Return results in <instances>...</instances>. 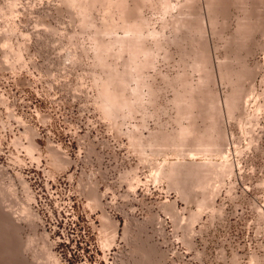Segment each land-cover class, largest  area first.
<instances>
[{
    "label": "rangeland",
    "instance_id": "rangeland-1",
    "mask_svg": "<svg viewBox=\"0 0 264 264\" xmlns=\"http://www.w3.org/2000/svg\"><path fill=\"white\" fill-rule=\"evenodd\" d=\"M257 116L262 188L264 0H0V264H65L49 184L113 264H176L179 236L220 264L226 145Z\"/></svg>",
    "mask_w": 264,
    "mask_h": 264
},
{
    "label": "built area",
    "instance_id": "built-area-1",
    "mask_svg": "<svg viewBox=\"0 0 264 264\" xmlns=\"http://www.w3.org/2000/svg\"><path fill=\"white\" fill-rule=\"evenodd\" d=\"M260 117L237 138L230 137L226 145L229 170L213 204L210 224L212 237L233 241L221 251L220 264L230 256L236 258V264H264V187L258 185L259 168L255 162ZM37 203L51 229L53 246L65 264H113L107 250L99 244H86L74 232L78 213L72 194L44 185L38 191ZM176 244V264H213L202 256L205 244L187 249L180 236Z\"/></svg>",
    "mask_w": 264,
    "mask_h": 264
},
{
    "label": "bare ground",
    "instance_id": "bare-ground-1",
    "mask_svg": "<svg viewBox=\"0 0 264 264\" xmlns=\"http://www.w3.org/2000/svg\"><path fill=\"white\" fill-rule=\"evenodd\" d=\"M67 1V0H66ZM72 1H76V0H72ZM79 1V0H78ZM113 1V0H112ZM96 2V1H95ZM70 3H72L71 1H70ZM75 3V2H74ZM151 3V2H150ZM72 5V4H71ZM74 5V4H73ZM111 5V4H110ZM109 7V6H108ZM113 7V6H112ZM83 10H84V8H83ZM113 10V9H112ZM88 11V10H87ZM81 12V11H80ZM122 12H124V11H122ZM82 14V13H81ZM84 14V13H83ZM85 14H86V12H85ZM86 17V16H85ZM81 21H83V20H81ZM91 23V22H90ZM136 24V23H135ZM137 24H140V23H137ZM133 25V24H132ZM141 26V25H140ZM106 27V26H105ZM128 29V28H127ZM102 30V29H101ZM132 32V31H131ZM107 34V33H106ZM110 34V33H109ZM140 34V33H139ZM136 37V36H135ZM140 38H141V36H140ZM145 38V37H144ZM129 39V38H128ZM131 39H132V37H131ZM124 40V39H123ZM142 40V39H141ZM135 41V40H134ZM120 43V42H119ZM140 43V42H139ZM103 44V43H102ZM110 44V43H109ZM106 45V44H105ZM107 48V47H106ZM109 50V49H108ZM136 51H134V53H135ZM137 53V52H136ZM118 55V54H117ZM21 57V56H20ZM98 57V56H97ZM133 57V56H132ZM135 58V57H134ZM97 59V58H96ZM131 62V61H130ZM139 64V63H138ZM142 65V64H141ZM111 67V66H110ZM145 67V66H144ZM125 72V71H124ZM130 74V73H129ZM128 76V75H127ZM108 78V77H107ZM123 78V77H122ZM105 80H106V78H105ZM114 80V79H113ZM136 81V80H135ZM118 83H119V81H118ZM106 86V85H105ZM126 88V87H125ZM105 90V89H104ZM109 90V89H108ZM118 90V89H117ZM121 90H122V88H121ZM103 91V90H102ZM101 91V92H102ZM107 92V91H106ZM101 94V93H100ZM103 94V93H102ZM106 94V93H105ZM121 94V93H120ZM124 94V93H123ZM139 98V97H138ZM120 100V99H119ZM116 101V100H115ZM115 103V102H114ZM137 103V102H136ZM229 103V102H228ZM131 104V103H130ZM230 104V103H229ZM108 105H109V103H108ZM115 105V104H114ZM113 105V106H114ZM127 105H129V104H127ZM111 106V105H110ZM132 106V105H131ZM112 107V106H111ZM113 108V107H112ZM118 108V107H117ZM131 110H132V108H131ZM130 111V110H129ZM112 115V114H111ZM212 137V136H211ZM209 146H210V144H209ZM34 147V146H33ZM32 146H30V148L32 149H30L29 147V150L30 151H33L34 150V148H33ZM215 151V150H214ZM203 153V152H202ZM218 166V165H217ZM212 167V166H211ZM204 168V167H203ZM202 180V179H201ZM203 182V181H202ZM179 187V186H178ZM177 187V188H178ZM32 199V198H31ZM92 202V201H91ZM2 207V206H1ZM21 219V218H20ZM103 221L106 223V225L109 227V226H111V222H110V219L107 217V216H103ZM20 224V223H19ZM104 230H105V228H104ZM112 235H113V233H112ZM115 235V234H114ZM111 236V235H110ZM105 239V238H104ZM106 240V239H105ZM107 241V240H106ZM105 241V242H106ZM110 241V240H109ZM108 241V242H109ZM110 243V242H109ZM111 245H112V243H110ZM107 245V244H106ZM106 245H104L105 247H106ZM111 245H107V246H111ZM107 250H108V247L106 248ZM110 249V248H109ZM54 256V255H53ZM52 256V257H53ZM55 258V257H54ZM56 260V262H54L55 264H58V262H57V258L55 259Z\"/></svg>",
    "mask_w": 264,
    "mask_h": 264
}]
</instances>
